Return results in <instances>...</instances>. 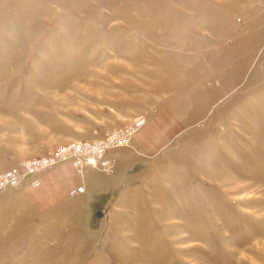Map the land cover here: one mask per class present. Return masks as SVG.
Listing matches in <instances>:
<instances>
[{
    "label": "rangeland",
    "instance_id": "obj_1",
    "mask_svg": "<svg viewBox=\"0 0 264 264\" xmlns=\"http://www.w3.org/2000/svg\"><path fill=\"white\" fill-rule=\"evenodd\" d=\"M126 128L90 211L0 192V264H264V0H0V173Z\"/></svg>",
    "mask_w": 264,
    "mask_h": 264
},
{
    "label": "crops",
    "instance_id": "obj_2",
    "mask_svg": "<svg viewBox=\"0 0 264 264\" xmlns=\"http://www.w3.org/2000/svg\"><path fill=\"white\" fill-rule=\"evenodd\" d=\"M125 154L127 152H118L117 159L120 164L123 163L124 158L121 157ZM123 179L119 172L109 176L97 173L90 168L78 173L70 163L65 162L44 171L39 177L40 184L37 187L25 185L19 189L7 190L5 193L22 194L20 205L26 214L29 212V216L19 215L16 220L24 221L26 228L29 229L30 223L38 215H46V220L50 224L69 221L78 208H86L90 211L96 193L102 196L112 193L115 196L124 187ZM78 185H83L84 189L87 186L90 190L89 194L70 195L69 191ZM53 229L51 225H48V231Z\"/></svg>",
    "mask_w": 264,
    "mask_h": 264
},
{
    "label": "built area",
    "instance_id": "obj_3",
    "mask_svg": "<svg viewBox=\"0 0 264 264\" xmlns=\"http://www.w3.org/2000/svg\"><path fill=\"white\" fill-rule=\"evenodd\" d=\"M137 121L136 125L141 124ZM132 128L114 130L106 137L96 140H78L62 146L46 155L25 160L19 168H13L0 173V192L17 189L25 185L37 187L40 175L61 163H70L78 173L90 168L109 172L114 159L108 156L111 149L128 143ZM84 191L83 185H78L69 191L76 195Z\"/></svg>",
    "mask_w": 264,
    "mask_h": 264
},
{
    "label": "water",
    "instance_id": "obj_4",
    "mask_svg": "<svg viewBox=\"0 0 264 264\" xmlns=\"http://www.w3.org/2000/svg\"><path fill=\"white\" fill-rule=\"evenodd\" d=\"M100 215V213H97V216H99Z\"/></svg>",
    "mask_w": 264,
    "mask_h": 264
}]
</instances>
